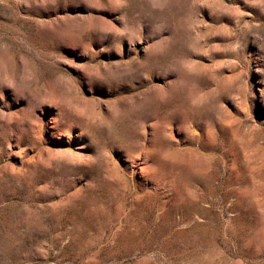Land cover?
Here are the masks:
<instances>
[{
    "label": "rangeland",
    "instance_id": "1",
    "mask_svg": "<svg viewBox=\"0 0 264 264\" xmlns=\"http://www.w3.org/2000/svg\"><path fill=\"white\" fill-rule=\"evenodd\" d=\"M0 264H264V0H0Z\"/></svg>",
    "mask_w": 264,
    "mask_h": 264
}]
</instances>
